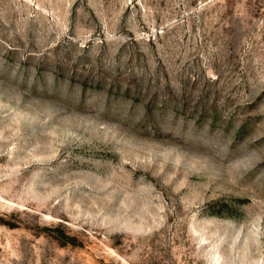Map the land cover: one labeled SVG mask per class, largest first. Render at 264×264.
<instances>
[{"label": "rangeland", "instance_id": "1", "mask_svg": "<svg viewBox=\"0 0 264 264\" xmlns=\"http://www.w3.org/2000/svg\"><path fill=\"white\" fill-rule=\"evenodd\" d=\"M0 264H264V0H0Z\"/></svg>", "mask_w": 264, "mask_h": 264}]
</instances>
